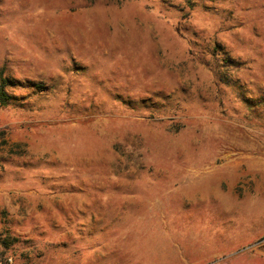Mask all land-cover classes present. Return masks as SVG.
Here are the masks:
<instances>
[{
	"label": "rangeland",
	"instance_id": "rangeland-1",
	"mask_svg": "<svg viewBox=\"0 0 264 264\" xmlns=\"http://www.w3.org/2000/svg\"><path fill=\"white\" fill-rule=\"evenodd\" d=\"M1 77L0 264H264V0H0Z\"/></svg>",
	"mask_w": 264,
	"mask_h": 264
},
{
	"label": "trees",
	"instance_id": "trees-1",
	"mask_svg": "<svg viewBox=\"0 0 264 264\" xmlns=\"http://www.w3.org/2000/svg\"><path fill=\"white\" fill-rule=\"evenodd\" d=\"M20 85L18 81L10 80L8 78L1 77L0 79V106L6 107L14 101H17V97L9 93V89H15Z\"/></svg>",
	"mask_w": 264,
	"mask_h": 264
},
{
	"label": "crops",
	"instance_id": "crops-1",
	"mask_svg": "<svg viewBox=\"0 0 264 264\" xmlns=\"http://www.w3.org/2000/svg\"><path fill=\"white\" fill-rule=\"evenodd\" d=\"M92 206H88V209H86V211H89L91 210ZM175 249H177V246L176 245H173ZM85 261V260H84ZM84 264H87V262H83ZM82 263V264H83Z\"/></svg>",
	"mask_w": 264,
	"mask_h": 264
}]
</instances>
